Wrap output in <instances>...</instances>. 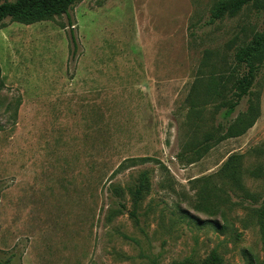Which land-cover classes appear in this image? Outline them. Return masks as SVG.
<instances>
[{
  "label": "rangeland",
  "instance_id": "rangeland-1",
  "mask_svg": "<svg viewBox=\"0 0 264 264\" xmlns=\"http://www.w3.org/2000/svg\"><path fill=\"white\" fill-rule=\"evenodd\" d=\"M216 1L84 0L0 26V260L264 264V63L254 127L189 163L192 145L247 111L249 97L224 121L205 94L264 30L252 3L212 23ZM143 157L157 160H130Z\"/></svg>",
  "mask_w": 264,
  "mask_h": 264
},
{
  "label": "trees",
  "instance_id": "trees-1",
  "mask_svg": "<svg viewBox=\"0 0 264 264\" xmlns=\"http://www.w3.org/2000/svg\"><path fill=\"white\" fill-rule=\"evenodd\" d=\"M84 0H14L0 3V26L6 20L24 25H33L39 22L51 21L63 15H69L70 11L76 5ZM258 9L264 10V0H217L211 10V22L229 17L233 18L251 4ZM74 50L77 49L76 39L72 36ZM264 63V30L255 31L252 38L239 44L234 53V66L230 73L220 74L217 80H213L206 91L207 101L215 100V112H219L224 121L231 120L236 112L240 102L249 97V107L246 112L240 113L228 127L225 124H218L215 130L208 133L206 144L202 146L192 145L191 152L195 159L190 161L193 164L200 161L214 145L232 138L244 136L254 125L260 114V107L257 98L253 97V86L257 79V74ZM232 97H228V96ZM217 131V132H216ZM217 133H222L216 137ZM215 141L213 145L208 144ZM131 161H140L142 163L152 162L157 159L150 157L134 158ZM235 157L231 156L224 164V169L220 174L232 165ZM206 180V179H205ZM235 182V181H234ZM149 174L142 173L139 182L134 189L135 206L138 208L147 189H149ZM209 196L208 189L204 188L199 192L200 199L206 200ZM136 211L132 212L136 216ZM257 222L262 232L264 240V204L256 212ZM217 264H221L216 260ZM0 264H11L9 261L0 260Z\"/></svg>",
  "mask_w": 264,
  "mask_h": 264
}]
</instances>
